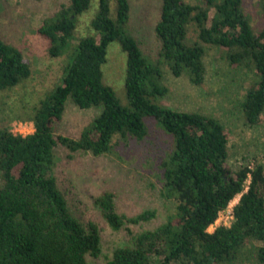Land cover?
<instances>
[{"label":"trees","instance_id":"obj_1","mask_svg":"<svg viewBox=\"0 0 264 264\" xmlns=\"http://www.w3.org/2000/svg\"><path fill=\"white\" fill-rule=\"evenodd\" d=\"M91 2L69 0L37 29L49 42L51 57L61 56L71 46L73 51L61 84L19 117L31 122L34 131L23 136L0 129V264H89L87 256L98 258L96 225L83 226L57 186L54 148H66L70 158L76 152L112 155L115 138L141 141L148 135L146 118L173 139L159 168L160 196L173 200L175 210L156 228L131 235L130 245L115 249L107 264H264V245H259L264 244V164L232 171L227 164L229 134L218 119L162 104L169 92L163 66L174 77L185 75L200 86L206 77V52L215 49L236 75L249 76L238 107L246 125L259 124L264 115V0H257L258 29L243 0H199L196 5L161 0L154 60L143 55L138 40L126 31L128 0H114V13L110 0H97L90 22L94 34L73 44L78 18ZM192 27L196 40L189 36ZM112 42L127 55L128 105L121 104L102 81L101 67ZM30 76L21 50L0 39V91L11 90ZM68 101L80 110L101 109L78 139L55 136ZM238 195L232 223L209 232ZM94 205L114 231L156 217L155 210L132 217L118 214L111 191L97 196Z\"/></svg>","mask_w":264,"mask_h":264},{"label":"rangeland","instance_id":"obj_2","mask_svg":"<svg viewBox=\"0 0 264 264\" xmlns=\"http://www.w3.org/2000/svg\"><path fill=\"white\" fill-rule=\"evenodd\" d=\"M184 1L191 5L199 4V0ZM128 3L126 31L138 40L143 55L154 60L159 49L154 29L160 18L161 0H128ZM68 4L69 0H0V39L21 50L31 68L29 79L11 90L0 91V129L9 128L14 134L23 136L32 133V123L19 117L30 113L49 91L61 84L63 69L71 61L73 46L61 56L51 57L48 54L49 42L37 33V29L46 18ZM243 7L252 25L258 29L257 0H243ZM96 9L97 0H92L89 10L79 16L73 44L80 37L94 34L90 22ZM110 9L114 13V0H110ZM213 15L214 9L210 10L209 19ZM189 36L196 40L193 27ZM221 56V52L215 49L207 50L204 57L206 77L200 86L192 85L185 75L174 77L163 66V82L169 92L162 99V104L173 110L218 119L229 134L227 164L232 171L243 165L252 168L257 163L264 164V115L259 124L250 127L238 107L249 76L245 77L243 73L236 75ZM101 69L103 84L114 90L121 104L128 105L125 93L127 55L118 42L107 47L106 61ZM100 111L97 107L80 110L68 101L62 119L56 124L55 136L78 139ZM145 124L148 135L141 141L115 138L112 155L94 157L89 153L76 152L70 158L66 148L60 145L54 148V175L71 213L85 227L96 225L99 232L101 253L98 258L87 256L89 264H107L115 249L130 245L131 235L156 228L175 210L173 200L167 201L160 196L162 171L159 168L172 148L173 139L162 132L153 119L146 118ZM107 191L115 193L118 214L132 217L144 210H155V219L112 230L94 205V199ZM239 197L236 196L230 206L236 204ZM230 222L223 214L208 231L213 232L219 225L229 226Z\"/></svg>","mask_w":264,"mask_h":264},{"label":"built area","instance_id":"obj_3","mask_svg":"<svg viewBox=\"0 0 264 264\" xmlns=\"http://www.w3.org/2000/svg\"><path fill=\"white\" fill-rule=\"evenodd\" d=\"M233 206H230V204H229L225 210H223L219 213L218 219H220L222 217V215L225 214V218L230 220L231 221L230 223H232V221H233V213H232ZM218 219L216 220V222L218 221ZM219 226H221V225H219ZM223 226H227V225H223Z\"/></svg>","mask_w":264,"mask_h":264}]
</instances>
